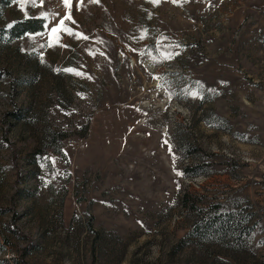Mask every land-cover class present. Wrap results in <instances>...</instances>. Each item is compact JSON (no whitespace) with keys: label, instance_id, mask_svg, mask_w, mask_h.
<instances>
[{"label":"rangeland","instance_id":"rangeland-1","mask_svg":"<svg viewBox=\"0 0 264 264\" xmlns=\"http://www.w3.org/2000/svg\"><path fill=\"white\" fill-rule=\"evenodd\" d=\"M78 3L0 6V264H264V0Z\"/></svg>","mask_w":264,"mask_h":264},{"label":"snow or ice","instance_id":"snow-or-ice-1","mask_svg":"<svg viewBox=\"0 0 264 264\" xmlns=\"http://www.w3.org/2000/svg\"><path fill=\"white\" fill-rule=\"evenodd\" d=\"M61 2L63 3V5L67 9V11L63 15V17L59 20V23L55 27H53L51 31L53 33H58L60 31H64L68 35L75 36L77 39H81V38L87 39L88 37L83 36L82 33L73 31L71 28H68L64 23L65 20H71L72 19V16H71L72 0H61ZM89 2L90 3H99V0H89ZM150 2L153 3V5H156V4L160 3V0H150ZM171 2L172 3H180V2L186 3L187 0H171ZM20 3L22 6L24 3H31V4H33V6H35L36 0H20ZM40 3L42 5L43 0H40ZM82 3H83V0H79V3L77 4V9H79V7ZM72 22L75 23V21H72ZM57 40H58V36H57ZM63 71L75 72L74 69H63ZM76 74L82 75V73H79V72H76ZM165 143H166V141H165Z\"/></svg>","mask_w":264,"mask_h":264},{"label":"trees","instance_id":"trees-1","mask_svg":"<svg viewBox=\"0 0 264 264\" xmlns=\"http://www.w3.org/2000/svg\"><path fill=\"white\" fill-rule=\"evenodd\" d=\"M10 0H0V6L9 3ZM45 20L43 18H28L16 23L12 28L6 31L11 38H21L24 35H36L44 32Z\"/></svg>","mask_w":264,"mask_h":264}]
</instances>
